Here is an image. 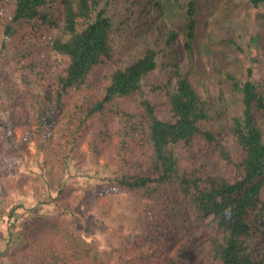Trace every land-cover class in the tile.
Listing matches in <instances>:
<instances>
[{"label": "trees", "instance_id": "16d2710c", "mask_svg": "<svg viewBox=\"0 0 264 264\" xmlns=\"http://www.w3.org/2000/svg\"><path fill=\"white\" fill-rule=\"evenodd\" d=\"M241 2L0 0L2 45L16 64L13 73L0 69V160L15 166L33 140L37 155L45 154L42 174L57 187L44 200L57 209H28L0 260L264 264V132L255 120L264 115L263 89L241 82L236 63L218 70L232 112L230 100L221 95L218 106L203 99L190 81L194 73L202 78L193 60L197 15L220 3L233 14ZM166 3L178 13L166 12ZM257 19L245 14L242 23L250 25L236 26L239 42ZM179 34L187 70L173 47ZM238 41L228 39L236 54L243 51ZM86 168L97 179V196L117 191L142 202L141 231L122 237L127 243L112 254L84 236L95 228L82 218L91 196L69 181ZM4 182L21 191L24 178ZM8 206L1 194L0 214L14 225L22 205Z\"/></svg>", "mask_w": 264, "mask_h": 264}, {"label": "rangeland", "instance_id": "374dc122", "mask_svg": "<svg viewBox=\"0 0 264 264\" xmlns=\"http://www.w3.org/2000/svg\"><path fill=\"white\" fill-rule=\"evenodd\" d=\"M184 1L187 0H178V3L181 4ZM222 7L225 8V5L220 3V8L211 13L206 8H203L198 18L195 30V56L193 60L194 64L199 67L200 72L198 71V73H202V78L199 76L201 74H195L194 71V74L190 75V81L198 95L204 99L211 98L215 102L219 100L221 89L224 90L225 97L231 95L221 84V76L218 70L227 67L237 68L236 64L244 68V70L248 68L250 65L249 57L251 55L248 50L250 45L251 47L255 45V48L259 49V55L256 58L257 63L253 64L257 70L252 78L251 76L248 78L244 72L243 78L252 81L264 79V47L257 40V43L249 41V36L244 38L242 42H239L238 33L236 34L235 32L237 31L234 30L235 26L233 22L243 17L244 7L240 6L233 14H226L221 9ZM175 11H178V7L175 4H166V12L174 14ZM228 15L229 18L226 19L225 16ZM256 34L257 39L263 38L264 30L258 28ZM2 39L3 35L0 31V69L13 73L16 64L8 49L3 47ZM176 39L181 43L182 34H179ZM228 39L241 43L243 51H239L236 54L234 43H229ZM175 47L178 48L177 46ZM178 57L183 70L191 67L189 60L184 54L178 53ZM235 57H238L239 60L234 61ZM162 63L167 62L162 60ZM232 109L236 111L235 107H232ZM4 114L3 105L0 102V116ZM262 128L264 129V122L262 123ZM20 132L21 130L17 131L18 134ZM22 155L23 159L18 160L15 166L14 162H12V165H9L8 163L3 164L0 160V196L3 194L5 201L9 202V206L6 209L10 205H22L14 214L17 219L14 225L11 224L12 220L7 219L6 213L0 214V252L5 246V240L8 236L15 237L20 231L24 218L28 215V209L33 207L35 211L42 213L57 209L53 203H44L47 196H54L57 192V187L53 183L51 175L47 173L42 174L43 171L40 168L42 167L41 161H43L45 154L40 153V155H37L36 143L31 140L24 147ZM8 178H24L22 190L13 192L6 190L4 188V181ZM96 181L97 179L93 176L92 170L86 168L74 176L69 181V184L76 192L86 193L88 191L91 196L83 205L84 214L82 218L92 219L95 228L92 233H84V236L95 244L100 253L112 254L113 249L122 248L121 242L123 240L127 243L126 238L122 239V237L124 238L129 233L138 234L141 231L139 217L141 216L142 202L126 193H119L117 191L97 196L95 185H98V183ZM104 228L114 235L111 237L105 233ZM117 236L119 237L117 238ZM0 264L12 263L6 259H1Z\"/></svg>", "mask_w": 264, "mask_h": 264}, {"label": "clouds", "instance_id": "9594fccd", "mask_svg": "<svg viewBox=\"0 0 264 264\" xmlns=\"http://www.w3.org/2000/svg\"><path fill=\"white\" fill-rule=\"evenodd\" d=\"M167 4V3H166ZM171 4H173V3H171ZM240 6H243L244 7V15H243V17L242 18H240V19H238V20H235L234 22H233V24H234V26H235V28H234V30H236V26H238V25H244L243 23H242V21L244 20V18H245V14L246 13H249V16H250V18L252 19V20H254V22H255V15H258V19L256 20V23H255V25L253 26V28H250L249 30H248V33L246 34V37H248L249 36V41H251V42H253V43H257V42H259L263 47H264V37L263 38H258L257 39V34H256V30L259 28H262L263 30H264V3H262V4H259V6H257V7H254V6H252L251 4H249L248 2H246V0H242V2L238 5V7L236 8V10L234 11V13L237 11V9L240 7ZM208 10V9H207ZM250 10L252 11L251 13H250ZM203 11V10H202ZM202 11L197 15L198 17H197V23H196V26H195V30H196V27H197V24H198V18H199V16L201 15V13H202ZM251 14H253V15H251ZM245 25H250L249 23H246ZM244 25V26H245ZM252 25V24H251ZM245 37V38H246ZM255 38V40L254 41H252L251 40V38ZM256 40H257V42H256ZM173 47H174V49L176 50V51H178V53L180 54L181 52H183V50L180 48V46L182 45L181 43H179L178 41H177V39H175L174 41H173ZM175 46H177L178 48H176ZM251 53V55H250V57H251V59H250V57H249V66H248V68H246L245 70H244V68H242V70H243V72H242V76H241V82L242 81H245V80H249V81H251L255 86H258L259 85V87H261L260 89H263L262 90V92L264 93V79H262V80H256V81H252V80H250V79H244L243 78V74H244V72H245V74L247 75V77L249 78L250 76H251V78L253 77V75H254V73L256 72V68H255V66H253V64L254 63H257L256 62V58H257V56L259 55V49H257V48H255V45L253 46V49H252V52H250ZM248 69H250L251 70V75L250 76H248V73H247V71H248ZM220 78H223V77H220ZM222 84V83H221ZM225 89H227L230 93H231V91L228 89V88H226V87H224ZM196 91V90H195ZM198 94V93H197ZM221 95H223L224 96V98H226V99H228V100H230L231 98H232V93H231V95L230 96H228V97H225V92H224V90L223 89H221V93L219 94V100H218V102H215L214 100H212L211 98V102H213V103H215L216 105H220V103H221V101H220V96ZM204 99V98H203ZM232 101L233 100H230V102H231V104H229L230 105V111H233V109H232V107H235L236 108V105H232ZM240 102V100L238 101V103ZM226 119H228V118H225V120ZM257 122H258V124H259V127L262 129V132H264V129L262 128V123L264 122V115H263V117H261L260 119H255Z\"/></svg>", "mask_w": 264, "mask_h": 264}]
</instances>
